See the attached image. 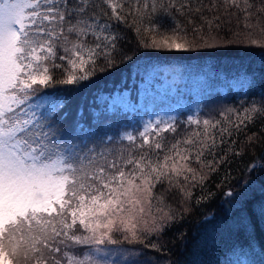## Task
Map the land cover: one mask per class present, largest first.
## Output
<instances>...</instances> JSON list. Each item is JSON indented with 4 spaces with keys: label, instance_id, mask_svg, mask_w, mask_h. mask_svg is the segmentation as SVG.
<instances>
[{
    "label": "snow or ice",
    "instance_id": "6c2138e0",
    "mask_svg": "<svg viewBox=\"0 0 264 264\" xmlns=\"http://www.w3.org/2000/svg\"><path fill=\"white\" fill-rule=\"evenodd\" d=\"M221 9L244 21L224 46L264 48V0H0V264H118L124 250L108 246L140 243L160 251L149 237L162 236L193 203L217 197L246 243L221 251L211 264H264V250L254 243L256 221L264 223V155L248 163L234 187H223L226 175L218 192L205 191L229 154L244 155L243 148L223 146L235 145V134L264 117V93L242 111H221V119L169 116L133 125L109 106L107 114L81 115L69 128L62 127L63 101L32 102L44 99L45 89L133 61L121 47V27L139 48L220 47L213 34L220 16L205 12ZM193 15L203 23L195 25ZM178 16L188 17L199 44L188 40ZM158 185L163 191L155 195ZM173 194L182 211L168 205Z\"/></svg>",
    "mask_w": 264,
    "mask_h": 264
},
{
    "label": "trees",
    "instance_id": "16d2710c",
    "mask_svg": "<svg viewBox=\"0 0 264 264\" xmlns=\"http://www.w3.org/2000/svg\"><path fill=\"white\" fill-rule=\"evenodd\" d=\"M205 15L209 19L212 15L220 16L221 27L213 28L220 47L192 51L139 48L134 33L121 27L119 30L125 36L121 47L134 57L133 61L120 62L118 67L99 71L89 80L78 84H58L45 89L39 96H52L56 101H63L65 107L62 111L67 117L62 125L64 128H69L72 121L81 115L87 119L93 111L107 114L109 106L115 107L116 118L122 122L143 124L147 113L144 111L146 105L141 103L151 101L146 95L147 87L158 101L165 99L186 102L187 107H178L176 110L166 108V117L175 116L180 121L189 115L221 119L219 114L226 108L242 111L253 102L258 103L261 93H264V48L250 46L247 42L224 46L232 39L233 32L243 30V17L240 16L239 21L235 16L229 19L223 9L214 14L205 12ZM177 19L187 28L188 40H195L199 44V37L194 35L193 25L188 23V17L178 16ZM192 19L197 26L203 23L198 16L193 15ZM261 23L264 24V20ZM204 35H207L206 25ZM117 60L122 61V57H117ZM161 63L173 64L176 68L192 67L193 70L197 69V75L188 74L186 78L171 81V75L167 74L166 79H163L152 70L153 64ZM145 65L149 66L147 71L144 70ZM149 73L154 75L150 76ZM198 80L201 81L200 84ZM163 81L176 88L171 91L169 89L170 93L163 92ZM194 83L198 86H194ZM172 113L175 114L171 115ZM253 134L257 139L249 143L248 137ZM232 139L236 141L235 145H224V152L231 146L237 150L243 148L244 155L237 157L229 154L227 162L209 175L205 191L218 192L220 189L217 186L221 185L226 175L228 183L223 184V187H234L244 177V169L248 163L254 157L264 155V117H258ZM235 190L238 191L239 188L236 187ZM162 191L163 188L158 185L155 195H160ZM192 191L194 196L201 195L199 187L192 188ZM222 200V197H217L200 205L193 203L192 211L166 229L162 236L149 237L151 242L162 246L160 251L145 248L140 243L124 242L118 246L134 254L131 264H211L214 258L222 259L219 255L221 251H226L237 242L246 243L243 235H234L232 214L229 206L222 203ZM167 203L173 210L182 211L179 195H169ZM164 210L168 211V208ZM145 243H148L147 239ZM254 243L257 252L264 250V223L256 221ZM257 264L261 262L258 260Z\"/></svg>",
    "mask_w": 264,
    "mask_h": 264
},
{
    "label": "rangeland",
    "instance_id": "374dc122",
    "mask_svg": "<svg viewBox=\"0 0 264 264\" xmlns=\"http://www.w3.org/2000/svg\"><path fill=\"white\" fill-rule=\"evenodd\" d=\"M152 70L154 73H156L157 75H159L161 78L166 79V75L170 74L171 75V81L174 80H181L183 78H186V76L188 74H194L197 75V69H194L192 67H174L173 64H167V63H161V64H153L152 66ZM154 74L151 73L150 76H152ZM162 79V80H163ZM199 84H200V80H198ZM145 84V83H143ZM175 89L176 86L174 85L173 87L171 85H166L165 82L163 81V87L161 88V90L163 92L166 93H170V91L172 89ZM170 89V91H169ZM142 95L145 96V92L143 93L142 91ZM146 95L149 96L151 98V101L149 103H141L145 104L146 107L144 108V111L147 113V115L144 117L143 119V123L147 122V121H151V120H155L157 118L163 117L165 119H167V109H173L176 110L178 107H187L186 102L184 100L181 101H176V100H156L154 98V94L151 91V89L149 87H147L146 90ZM143 98V97H142ZM141 98V99H142ZM46 100H54L52 96H47L44 99H34L32 102L33 103H44ZM157 105V107L155 106ZM175 113H172L171 115H174ZM153 211H155V209H153ZM149 222H151L150 218H149ZM110 248H114V249H123V254L119 255L117 257L118 259V264H123L124 261H127V264H131L133 262V253L125 250L124 248L118 246V245H110L108 246Z\"/></svg>",
    "mask_w": 264,
    "mask_h": 264
}]
</instances>
